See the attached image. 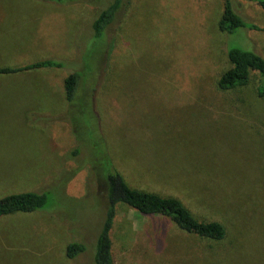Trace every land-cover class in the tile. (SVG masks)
Listing matches in <instances>:
<instances>
[{"label": "rangeland", "instance_id": "rangeland-1", "mask_svg": "<svg viewBox=\"0 0 264 264\" xmlns=\"http://www.w3.org/2000/svg\"><path fill=\"white\" fill-rule=\"evenodd\" d=\"M111 1L0 0V66L61 64L0 75V197L50 190L55 208L0 217V264H96L111 170L132 187L180 196L200 219L239 212L248 224L235 228L239 252L121 203L114 264H264V126L251 130L245 117L257 79L217 86L227 44L264 56V34L221 31L223 0H123L96 38ZM239 8L264 24L259 5ZM75 241L87 249L70 259Z\"/></svg>", "mask_w": 264, "mask_h": 264}, {"label": "trees", "instance_id": "trees-1", "mask_svg": "<svg viewBox=\"0 0 264 264\" xmlns=\"http://www.w3.org/2000/svg\"><path fill=\"white\" fill-rule=\"evenodd\" d=\"M123 0H112L98 15L93 23L96 38L102 37L108 26L114 21L116 14L121 7ZM259 5L264 10V0H223V11L221 13L218 26L226 34H234L243 29L260 31L264 34V24H256L247 19L239 5L250 6ZM252 48V47H251ZM226 56L230 67L223 71L218 78L217 86L221 91H232L238 88L247 87L253 79H257L255 87V100L253 107L245 110L246 120L249 129H256L264 126V56L255 49H243L238 46L227 44ZM58 67L59 62L46 59L33 62L19 67L0 66V75H9L35 70L41 67ZM80 74L71 73L65 79V90L68 102L74 103V95L78 93V82ZM259 103L262 106L259 107ZM249 130V131H251ZM263 130V129H261ZM260 130V131H261ZM246 131H248L246 129ZM261 142L264 143L263 135L259 134ZM94 145V152L97 154V146ZM250 152L249 154H251ZM99 156V155H98ZM107 209L103 226L98 234L94 261L96 264H114L112 252V237L116 207L118 204H127L142 214L151 216H165L171 219L180 229L196 235L198 238L217 243L231 244L233 250L238 249L242 252L244 241L232 240L237 238L235 228H239L245 221L236 213L234 219L213 218L200 219L185 203V201L174 194L162 195L138 189L129 185L119 171L111 170L107 176ZM229 177L216 179L220 185L228 184ZM52 192L46 190L23 191L7 194L0 197V217L16 213H33L37 211L55 210L50 208V197ZM53 205V202H52ZM236 219L238 226L232 227ZM247 222V221H246ZM248 224L245 223L244 231ZM253 239V238H252ZM247 241H250L247 239ZM246 241V242H247ZM252 247V246H250ZM87 245L83 242H71L67 245L66 254L70 259H74L85 252ZM264 261V252L261 254Z\"/></svg>", "mask_w": 264, "mask_h": 264}]
</instances>
